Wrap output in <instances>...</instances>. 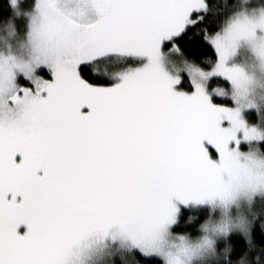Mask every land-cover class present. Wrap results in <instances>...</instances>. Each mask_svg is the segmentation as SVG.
Masks as SVG:
<instances>
[{
    "label": "snow or ice",
    "instance_id": "6c2138e0",
    "mask_svg": "<svg viewBox=\"0 0 264 264\" xmlns=\"http://www.w3.org/2000/svg\"><path fill=\"white\" fill-rule=\"evenodd\" d=\"M0 264H264V0H0Z\"/></svg>",
    "mask_w": 264,
    "mask_h": 264
}]
</instances>
